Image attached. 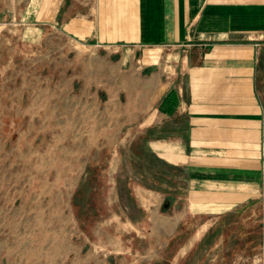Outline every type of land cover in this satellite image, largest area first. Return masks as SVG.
Returning a JSON list of instances; mask_svg holds the SVG:
<instances>
[{"label":"crops","instance_id":"0c3cea01","mask_svg":"<svg viewBox=\"0 0 264 264\" xmlns=\"http://www.w3.org/2000/svg\"><path fill=\"white\" fill-rule=\"evenodd\" d=\"M1 13L36 37L58 33L116 57L120 67L153 69L149 87L141 80L136 88L148 95L153 120L117 154L115 173L128 175L136 203L119 205L109 221L121 219L146 242L134 264H158L156 223L167 235L163 247L174 245L169 264H226L219 258L225 220L192 217L236 208L261 182L264 0H0ZM111 183V191L121 188ZM167 193L189 220L158 213Z\"/></svg>","mask_w":264,"mask_h":264},{"label":"rangeland","instance_id":"374dc122","mask_svg":"<svg viewBox=\"0 0 264 264\" xmlns=\"http://www.w3.org/2000/svg\"><path fill=\"white\" fill-rule=\"evenodd\" d=\"M136 64L120 67L116 57L58 33L36 37L0 14V264H134L143 257L136 248L146 242L121 219L109 221L119 205L136 203L128 175L115 173L117 154L154 117L148 95H136L154 71ZM259 177L236 208L193 212L195 223L225 220L221 263L264 264V172ZM112 179L120 189L111 191ZM158 213L191 217L170 193ZM150 226L162 246L158 264L168 263L174 245L163 247L164 229Z\"/></svg>","mask_w":264,"mask_h":264}]
</instances>
